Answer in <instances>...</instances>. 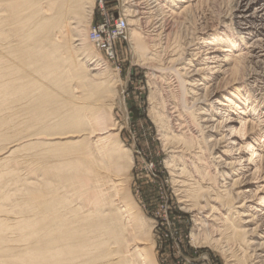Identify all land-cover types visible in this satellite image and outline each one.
<instances>
[{
  "label": "bare ground",
  "instance_id": "obj_1",
  "mask_svg": "<svg viewBox=\"0 0 264 264\" xmlns=\"http://www.w3.org/2000/svg\"><path fill=\"white\" fill-rule=\"evenodd\" d=\"M90 1L0 0V191L15 179L24 193L10 211L0 205V264H156L148 260L147 224L131 199L118 196L124 187L117 178L132 157L120 140L121 127L108 123L112 110L105 101L114 87L107 78L109 64L93 49L102 45L93 38L97 29L91 41L86 34L84 7ZM140 1L126 0L121 16L131 27L134 51L165 80L175 78L183 91L182 98L175 96L155 115L166 145L177 142L170 147L169 164L180 203L200 227L208 223L216 230L215 243L237 244L240 254L230 264H247L246 246L255 245L251 263L264 264V231L259 233L264 218L259 212L250 216L253 206L247 205L251 197L245 192L250 168L244 166L256 164L254 177L264 171V87L259 74L264 69V0H235L228 28L221 26L225 12L214 11L216 34L200 45H169V40L161 45L163 34L151 40L141 28ZM153 1H145L151 14L170 9L175 18H188L195 6V0ZM206 2L215 6L217 0ZM205 8L196 10L203 14ZM166 28L163 32L171 39L173 32ZM248 62L258 71L242 78ZM227 66L232 79L219 106L226 113L237 112L242 126L234 132L250 134L240 150L258 147L259 155L253 151L245 162L228 161L224 156L229 152L219 151L224 143L220 130L231 118L220 121L212 109H197ZM189 105L194 114L187 111ZM203 141L213 145L207 149ZM5 143L9 146L2 148ZM216 150L217 157L208 161L207 152ZM13 161L20 169L36 166L39 177L10 172L6 166ZM188 170L195 179L185 178ZM15 195L8 191L5 197L12 201ZM260 208L264 213V205Z\"/></svg>",
  "mask_w": 264,
  "mask_h": 264
},
{
  "label": "rangeland",
  "instance_id": "obj_2",
  "mask_svg": "<svg viewBox=\"0 0 264 264\" xmlns=\"http://www.w3.org/2000/svg\"><path fill=\"white\" fill-rule=\"evenodd\" d=\"M145 1L147 2V0L140 1L142 3V12H144L140 17L143 18L142 20L144 21L141 20V28L146 36H151V40L153 36L163 34L159 37L160 39L158 38L161 45H165V43L169 41V45H172L171 43L173 42H175L173 45L176 43V45H187L189 43L193 45L202 44L204 41L203 39L214 37V34H216V32H214L213 12L217 9H222V11L225 12L221 19L224 24L221 26L223 28L231 26L230 11L235 2V0H217L218 3L215 2V6H212L211 2L209 4L206 2L207 0H195L192 2V4L195 5L193 12L188 14V18L190 19L185 17L186 15H182L184 18H182V16H177L176 19L175 16L169 12L170 9H165L163 13L158 12L157 14V12H154V15L153 13L151 14L152 7L151 5L148 6ZM125 2L126 0H92L88 2L89 4L85 3L84 13L86 14V19L84 23L86 26V34H88L90 41L91 32L95 28L106 22H110V25L115 26V21L121 20V16L126 11ZM153 2L154 1L151 0L150 4H153ZM206 5H208V7ZM201 6L206 7V11L203 14L196 10ZM181 11L182 8L177 10L179 13ZM164 15H166V17ZM127 23L126 27L128 30L127 28L125 30L127 41L123 38L115 41L116 57L114 60L108 58L101 46L96 44L97 46L94 45L93 47L98 56L109 64L110 71L107 73V78L112 81L114 87L111 94L112 98L110 97V100L106 98L105 101V103L109 101L108 104H110L112 110V119L109 118L108 123L109 125L117 124L118 127H121L120 140L124 147L130 151L131 154H129L132 157V162L127 166L126 172L117 178L118 180L120 179L119 182L121 181L122 187L126 189L123 188V190L119 191V199H131L148 226L146 228L148 229L147 244H149L148 260L150 262L152 260L156 264H230L232 260L231 257L240 254V251L237 250L238 247L236 248L237 244L234 247L235 244L229 245V243H231L229 241H223L219 244L215 243V240L218 239L216 230L208 228L210 226L208 223L200 227V225H198L199 222L194 218V214L189 212V210L187 212V210L184 209L185 206L180 203L181 196L178 191L179 185L176 182L177 178L172 169L174 166L171 164L172 167H170L169 164L172 160L170 147L174 146L177 142H174V144L173 141H171L166 145L162 137L163 126L156 120V116L158 117L159 113H162L165 105L171 104L175 96L182 98L181 94L183 91L180 90L181 87L179 88L181 85L175 78H171L173 80L170 79V81L165 80L162 75L152 69L151 62L144 61L140 54L134 51L136 44L132 42L130 37L131 27L129 23ZM163 26H165V28L167 27L166 29L169 31L172 30L173 36H171V39L166 37L167 33L163 32ZM159 28H161L160 32ZM180 40L183 42L178 44ZM154 42H150V44L155 45ZM158 43L156 45H158ZM56 54L55 56L57 57L61 55L59 52ZM227 54H229V52H227ZM76 56L78 58V55ZM230 66L224 67V71L222 70L221 73H219L217 80L209 85V97H207L205 103H201L197 109L201 107L212 109L213 112L217 114L216 118L220 119V121L224 120L222 118L223 116L231 118L229 123L225 122L220 130L218 138H223L224 143L221 144L219 151L225 153L229 152L227 157L223 155L228 161L236 162L240 158H243L245 162L252 157L253 151L258 154L256 151L258 147L254 146L255 149L240 150V146L250 141V134H247L248 131L234 132L236 129L240 130L242 126L241 120L236 117L237 112L232 110L233 112L226 113L227 110L224 111V108L219 106L220 101L224 100L228 94L226 92V86L231 83L230 79H232L231 72L227 70L232 67ZM261 66L262 65H260V67ZM257 69V66L249 64L248 62L245 69H243L242 78H246L252 74V72L258 71ZM262 70L258 73L261 74L262 72V85L264 87V69ZM62 72L65 73L66 70L63 69ZM255 94L260 95V92L257 91ZM192 107L191 105L188 107L189 109L187 111L189 114H191L192 111V114L195 112V108L192 109ZM9 143H5V147L2 148L8 147ZM212 145L213 143L204 144L207 149ZM217 153L218 150L214 151V153L208 151L205 157L209 161L217 157ZM255 161L259 162L260 160L257 159ZM176 163L180 164L179 161H175L174 165H176ZM16 165L17 163L13 161L8 164L6 168L9 169L10 172L16 171L15 173L29 178H38L40 175L35 174L38 172L36 166L28 164L20 169V167L17 165V168ZM248 165L249 163H244V166H247L248 169L250 168V172L246 175L245 179V184H248L245 187V192H247V196L251 197L247 205L253 206V211L249 213L251 216V214L259 212L258 215H262L263 217L261 216V218H264V213L262 211V213L260 212V206L262 207L264 205L262 204V197H264V194L261 193V190L264 188V171H261V173H258V175L254 177L252 175L256 171V164L252 163ZM189 171L190 170L185 174V178L191 180L193 177L192 179H195L194 173L190 175ZM3 188L4 189L0 191V205H4L8 212L13 205V201L17 198H21L24 193L21 192L22 187L18 186L15 179L11 181L10 185H6ZM8 191L16 194L12 201H7L8 198L5 197ZM256 226L257 225H253L249 229L255 228ZM260 229L259 233L262 234L264 227ZM254 241L256 243L261 242L260 240ZM262 242H264V240ZM255 246L257 247V245ZM256 247L251 246L250 249L252 248L253 250H250L246 246V251L250 252H246V254H253ZM233 250L235 252H233ZM229 251L232 253L230 254ZM249 255L246 262L247 264H252L253 258L250 256V259ZM260 261H262V259H260ZM260 261L256 260L254 263ZM139 263L144 264V260H140Z\"/></svg>",
  "mask_w": 264,
  "mask_h": 264
},
{
  "label": "built area",
  "instance_id": "obj_3",
  "mask_svg": "<svg viewBox=\"0 0 264 264\" xmlns=\"http://www.w3.org/2000/svg\"><path fill=\"white\" fill-rule=\"evenodd\" d=\"M98 33L93 35V38L100 40L110 60H114L116 57L115 53V41L118 39H126V24L123 21H115V26L110 25V22H106L96 28ZM104 42H103V41Z\"/></svg>",
  "mask_w": 264,
  "mask_h": 264
}]
</instances>
